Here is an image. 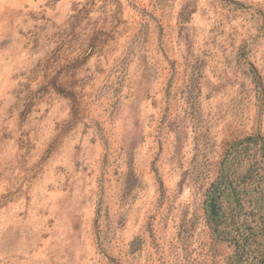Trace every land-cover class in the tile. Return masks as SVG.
I'll return each instance as SVG.
<instances>
[{
  "label": "rangeland",
  "instance_id": "374dc122",
  "mask_svg": "<svg viewBox=\"0 0 264 264\" xmlns=\"http://www.w3.org/2000/svg\"><path fill=\"white\" fill-rule=\"evenodd\" d=\"M263 166L264 0H0V264H226L222 176L264 251Z\"/></svg>",
  "mask_w": 264,
  "mask_h": 264
},
{
  "label": "trees",
  "instance_id": "16d2710c",
  "mask_svg": "<svg viewBox=\"0 0 264 264\" xmlns=\"http://www.w3.org/2000/svg\"><path fill=\"white\" fill-rule=\"evenodd\" d=\"M257 171L256 175H260L258 178L264 183V166L258 167ZM212 187L204 207L205 221L210 234L217 241H228L234 246L233 255L227 258L226 264H264V251L254 240L256 231L262 230L261 226L257 224L250 227L246 219L239 222L236 218L243 208V197H236V206L239 208L238 212H234L232 207L227 209L230 199L228 191L234 190L231 181L222 176L221 181Z\"/></svg>",
  "mask_w": 264,
  "mask_h": 264
}]
</instances>
